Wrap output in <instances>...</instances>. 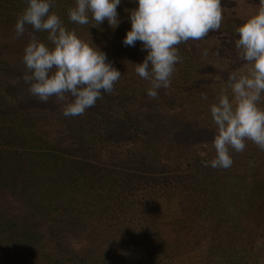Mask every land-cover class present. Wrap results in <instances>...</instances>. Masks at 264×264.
Wrapping results in <instances>:
<instances>
[{"label":"trees","instance_id":"obj_1","mask_svg":"<svg viewBox=\"0 0 264 264\" xmlns=\"http://www.w3.org/2000/svg\"><path fill=\"white\" fill-rule=\"evenodd\" d=\"M75 4L55 0L51 12L122 76L83 115L65 117L63 102H40L23 80L33 29L16 38L14 26L26 0H0V264H264V151L230 149L231 167L213 168L212 124L184 142L181 117L167 114L175 103L146 118L134 65L147 51L123 44L125 10L138 0H121L115 29L91 13L86 25L71 22ZM194 62H178L172 77Z\"/></svg>","mask_w":264,"mask_h":264},{"label":"clouds","instance_id":"obj_2","mask_svg":"<svg viewBox=\"0 0 264 264\" xmlns=\"http://www.w3.org/2000/svg\"><path fill=\"white\" fill-rule=\"evenodd\" d=\"M54 3L55 0H26L15 23L16 38L25 34L26 26L33 29L24 49L27 72L23 80L40 102L47 103L55 96L57 102L65 105V117L81 116L103 98V93L111 94L122 75L111 62H106V53L64 26L60 17L51 12ZM120 4L121 0H76L75 7L68 9V18L86 25L91 13L96 24L107 20L115 29L121 22L117 12ZM125 11L129 12L131 30L123 44L134 47L140 41L141 51H147L143 62L134 68L139 77L150 81L147 95L153 99L158 89L170 87L175 65L182 60L177 46L189 40L201 41L209 33L219 31L223 19L221 0H138L137 8ZM35 32H46L53 47L41 42ZM237 32L236 48L250 68L247 74H229L233 102L222 90L218 102L210 107L216 125V156L210 162L213 168L231 167L230 149L243 152L246 141L264 151V108L259 106L264 93V0ZM203 55H208L207 49Z\"/></svg>","mask_w":264,"mask_h":264},{"label":"rangeland","instance_id":"obj_3","mask_svg":"<svg viewBox=\"0 0 264 264\" xmlns=\"http://www.w3.org/2000/svg\"><path fill=\"white\" fill-rule=\"evenodd\" d=\"M259 4L260 0H221L223 19L219 31L209 33L201 41L189 40L186 42V47H177L179 55L182 57L181 61H186L189 57L195 61L190 71L186 67L185 71L190 74L184 75L179 72L171 78L168 88L172 89V86L177 85L180 93L177 90L171 93L168 88H161L155 99L150 98L146 93L148 98H143L146 101L145 107L144 104L139 105L145 108L143 109L146 111L144 113L146 118H149L151 108H154L155 105L160 107L163 112L169 103H175L174 110L166 111L167 114L181 117V122L185 125V129L181 132L184 142L194 140L197 135L205 133L206 130H203L205 126L211 127L212 124L216 129L210 107L218 102L222 90L227 92L230 102H233V94L228 86L229 74L233 71L247 74L249 71L250 66L240 58V53L236 48V41L239 39L237 29L258 11ZM205 49L208 50L207 56L203 55ZM185 55L187 56L184 57ZM144 84L147 89L151 87L148 80ZM205 96L207 99L204 98ZM259 106L264 108V93L261 94ZM158 121L160 120L156 116L153 123ZM163 128L165 129V127ZM245 143L248 149L258 148H255L256 145L251 141ZM228 182L227 180L224 187ZM228 184L234 187L236 181L231 180Z\"/></svg>","mask_w":264,"mask_h":264}]
</instances>
